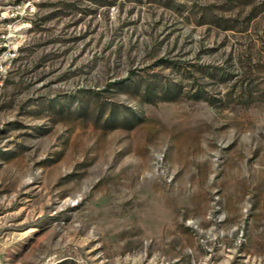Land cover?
Wrapping results in <instances>:
<instances>
[{
	"label": "rangeland",
	"instance_id": "374dc122",
	"mask_svg": "<svg viewBox=\"0 0 264 264\" xmlns=\"http://www.w3.org/2000/svg\"><path fill=\"white\" fill-rule=\"evenodd\" d=\"M20 1L0 264H264V0Z\"/></svg>",
	"mask_w": 264,
	"mask_h": 264
},
{
	"label": "built area",
	"instance_id": "2783aa9c",
	"mask_svg": "<svg viewBox=\"0 0 264 264\" xmlns=\"http://www.w3.org/2000/svg\"><path fill=\"white\" fill-rule=\"evenodd\" d=\"M28 4L26 3L24 5L27 6ZM22 5L23 3L20 0L18 2L16 0H0V12L5 11L0 13V19H2L1 17H5L4 13H8L10 10L11 15H14L15 12H18L21 9Z\"/></svg>",
	"mask_w": 264,
	"mask_h": 264
}]
</instances>
